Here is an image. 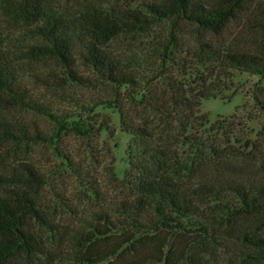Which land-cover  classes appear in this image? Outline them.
<instances>
[{
  "label": "trees",
  "instance_id": "16d2710c",
  "mask_svg": "<svg viewBox=\"0 0 264 264\" xmlns=\"http://www.w3.org/2000/svg\"><path fill=\"white\" fill-rule=\"evenodd\" d=\"M233 23L254 41L230 44ZM230 70L264 83V0H0V148L17 168L0 264H264V124L242 139L197 114ZM39 87L92 94L64 107ZM252 100L264 121L260 88ZM100 106L130 136L121 179ZM73 186L87 217L60 193Z\"/></svg>",
  "mask_w": 264,
  "mask_h": 264
},
{
  "label": "rangeland",
  "instance_id": "374dc122",
  "mask_svg": "<svg viewBox=\"0 0 264 264\" xmlns=\"http://www.w3.org/2000/svg\"><path fill=\"white\" fill-rule=\"evenodd\" d=\"M108 1L111 2L113 0ZM152 1L154 0H133L136 4ZM57 12L60 13V10H57ZM187 36L189 38V46L195 48V42L198 39L197 32L193 29ZM227 36L229 43L234 46H241L243 42L252 43L254 41V36L252 34H246L241 31L240 25L235 23L229 26ZM112 47L118 51L129 53L134 52L138 45L136 42L120 37ZM50 69L54 70V67L50 66ZM45 70L46 69H41V72H45ZM201 70L202 69H200V71ZM55 73H57V70H55ZM183 74H186V71ZM28 81L33 84L32 79L29 78ZM220 82L224 84V87L218 88L220 95L215 98L201 101L197 114L204 115L207 118L208 124L206 127L214 122H220L223 125L227 123L233 124L235 133L242 139L254 140L260 127L264 124V121L262 116H260L255 109L252 100V92L258 87L262 90L264 95V83L258 81L256 76L235 70H230L227 75L220 76ZM38 89L41 92L40 94H43L44 99H51L55 101L56 104L58 102L64 107H66V105L68 107L72 106L71 101L69 102L67 97L74 99L76 95L86 96L92 94L90 90L75 87L64 88L61 89V91L53 90L46 92H43L40 87ZM59 100L65 101L62 103ZM93 114L95 115L94 120L97 123L108 128V130H102L100 132L98 145L102 146L103 149L109 150L113 157V171L116 177L121 179L127 168V149L130 144V136L120 130L118 115L114 109L100 106L93 110ZM5 116L10 119L16 118V114L14 113L6 114ZM11 158L12 155L9 149L0 148V196L2 197H4L6 192L10 189V185L7 183L14 174V169H17L15 167L16 165H14L15 163H12ZM92 167L94 172H100V165L93 162ZM60 193L70 202H73L74 196L77 197L78 194H80L79 199L81 201L79 203V209L84 217L88 216L87 210L89 209V202L82 196V191L78 186L69 188L68 194L70 196H66L64 191ZM44 196L52 202L54 201L49 189L46 190Z\"/></svg>",
  "mask_w": 264,
  "mask_h": 264
}]
</instances>
